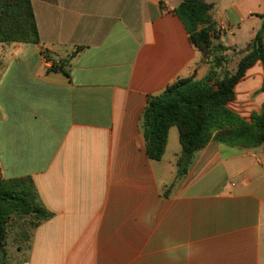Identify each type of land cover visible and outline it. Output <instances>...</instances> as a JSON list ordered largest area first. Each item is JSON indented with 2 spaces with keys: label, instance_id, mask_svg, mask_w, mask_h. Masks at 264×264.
Here are the masks:
<instances>
[{
  "label": "crops",
  "instance_id": "0c3cea01",
  "mask_svg": "<svg viewBox=\"0 0 264 264\" xmlns=\"http://www.w3.org/2000/svg\"><path fill=\"white\" fill-rule=\"evenodd\" d=\"M183 1L31 0L40 43H0V172L31 178L52 215L16 248L10 227L0 264H264L263 146L212 142L179 180L176 127L161 161L147 155L148 97L211 66L174 13ZM206 2L227 49L236 28L248 46L264 23V0ZM263 81L258 62L229 108L260 113Z\"/></svg>",
  "mask_w": 264,
  "mask_h": 264
},
{
  "label": "trees",
  "instance_id": "16d2710c",
  "mask_svg": "<svg viewBox=\"0 0 264 264\" xmlns=\"http://www.w3.org/2000/svg\"><path fill=\"white\" fill-rule=\"evenodd\" d=\"M213 8L206 0H184L174 11L184 23L190 42L206 59L214 52L228 50L220 44L214 48L217 24ZM0 43H40L31 0H3ZM81 50L79 47L67 62ZM245 52L235 74L225 72L220 79L222 58L216 57L204 79H179L162 93L148 97L142 116L147 155L152 161H161L169 132L176 127L182 146L176 162L178 180L187 176L195 154L212 142L244 150L264 147V104L261 112L252 114L249 121L228 106L235 100V88L248 69L258 62L264 67V23ZM261 90L264 92V81ZM174 184L166 193L171 192ZM19 215L25 217L23 220L32 229L52 216L41 205L31 178L5 180L0 172V253L5 252L9 226Z\"/></svg>",
  "mask_w": 264,
  "mask_h": 264
},
{
  "label": "rangeland",
  "instance_id": "374dc122",
  "mask_svg": "<svg viewBox=\"0 0 264 264\" xmlns=\"http://www.w3.org/2000/svg\"><path fill=\"white\" fill-rule=\"evenodd\" d=\"M208 1V0H207ZM236 33V38L238 40V42L236 43L237 46L235 45H231V47L227 50V54H224L225 52H214V54L210 55L208 60L210 61V64L214 62V59L216 57H221L222 58V68L218 71L219 75L218 77L221 79L223 78L225 72H230L231 74H235L237 69H238V64L239 61L241 60V58L246 54V49H247V44L244 43L245 38H246V34L248 33V31L246 29H242L239 30L238 28H236L235 30ZM217 45H219V43L214 42V48L217 47ZM222 45V44H220ZM240 49L239 51H237L236 49ZM249 79H252V76H249ZM240 91V90H238ZM239 93V92H238ZM240 94V93H239ZM18 219L15 220V222H13L12 224H10L9 228L12 227V229H10V234H9V238H8V242L10 243V245H12V248H16V246L18 245V241L19 239H23L21 236L22 234H25V236H28L30 238L31 235V230L29 229L27 223L25 222V220H23L24 218H22V216H17ZM27 218V217H26ZM22 221H24V223H22ZM20 225H22L23 227H25L26 229H21L20 230ZM29 230H28V229ZM28 242L25 241V245L23 246L25 254L27 251V246ZM13 255V253H12ZM3 258L0 259V261ZM16 257H12V260L10 261L9 264H17L16 263Z\"/></svg>",
  "mask_w": 264,
  "mask_h": 264
},
{
  "label": "clouds",
  "instance_id": "9594fccd",
  "mask_svg": "<svg viewBox=\"0 0 264 264\" xmlns=\"http://www.w3.org/2000/svg\"><path fill=\"white\" fill-rule=\"evenodd\" d=\"M165 246H166V252L168 253L171 259L173 260L179 259V256L176 253V250L180 248L179 245L166 243ZM183 252H184L185 257L193 254L191 249H183Z\"/></svg>",
  "mask_w": 264,
  "mask_h": 264
},
{
  "label": "built area",
  "instance_id": "2783aa9c",
  "mask_svg": "<svg viewBox=\"0 0 264 264\" xmlns=\"http://www.w3.org/2000/svg\"><path fill=\"white\" fill-rule=\"evenodd\" d=\"M227 30H228L227 25H225V24H220V25H219V29H218L217 31H219V32H225V31H227Z\"/></svg>",
  "mask_w": 264,
  "mask_h": 264
}]
</instances>
